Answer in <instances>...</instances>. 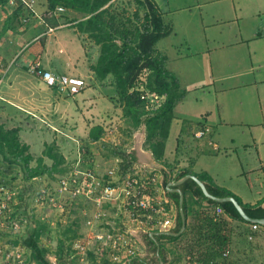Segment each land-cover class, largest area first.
I'll return each instance as SVG.
<instances>
[{"label": "crops", "instance_id": "obj_1", "mask_svg": "<svg viewBox=\"0 0 264 264\" xmlns=\"http://www.w3.org/2000/svg\"><path fill=\"white\" fill-rule=\"evenodd\" d=\"M37 1L39 4V0ZM41 2L44 6L41 7L46 11V0H41ZM222 8L225 16L218 13L216 15L218 17L217 21L236 23L237 33L225 35L221 41L216 37H207V41L212 40L213 44H217L214 49L208 45L209 51H216L217 53L221 51L220 57L217 59V65L226 70L221 75L225 84L219 90L216 99L218 112L216 116L211 114L212 112H208L205 122L197 124L196 122L190 123L192 121L187 117L181 118L178 116L176 110L179 105L176 106L175 118L167 142L166 155L162 162L157 161L153 152L145 148L146 124L141 125L136 130H130L129 125L125 123L119 129V125L126 121V118H123L122 108L117 106L111 99L113 96L116 97L115 91L103 93L104 88L109 86L106 85L108 83L96 81L98 85H94L93 98L88 99L87 97L82 101L84 113V120L82 118V150L85 151V154L82 153V167L90 168L97 175L105 176V178H109L107 177L109 175L118 177L119 173L124 171L121 169L122 158L111 152L108 153V148L104 143L106 142L105 134L98 141H90V131L95 126H102L105 131L107 127L103 123L104 121L114 123L113 127L121 131L120 146H123L122 148L128 153H134L137 157V161L124 172L144 168L157 174L159 182L157 192L168 202V209L173 215V226L170 231L176 232L181 217L180 202L177 204L173 198V194L178 193L175 189L180 188L183 190L185 202L188 203L186 211L187 227L193 222L195 210L199 208L207 210L210 207L207 201L193 197L188 189L184 190V184L174 186L178 181V175L187 170H190V174L196 176L201 173H208L217 185L232 191L244 203L257 205L263 202L262 206L264 207V0H249L247 3L234 2L233 5H223ZM38 10L40 13L42 12L39 8ZM1 18L3 19V17ZM33 21L34 29L29 32L32 39L26 40V44L19 42V44H22L21 46H24L21 50L22 59L19 61L22 64L24 62L28 67L31 62L41 59L43 67L56 74L83 77L82 75L71 74L72 69L74 71L79 69L78 64L80 62H75L74 56L68 54L66 43L63 41L64 35H54L51 39L36 40L45 26L38 19L31 20V22ZM166 23H169L168 19ZM59 24H63L62 20H59ZM15 34L19 37L22 36L19 31L13 30L8 31L6 36L8 38L13 36L12 38H14ZM79 35H82V40H86V38L88 40V46L85 44L86 52L90 53L89 50L92 49L93 60L87 58L90 61L85 63L88 64L89 78L97 80L91 66L98 62L101 51L100 46L90 39L88 34L79 32ZM55 36L56 38H54ZM157 48L160 53L168 57L167 67H169L168 50L162 49L159 45ZM209 60L212 61L210 56ZM174 62H178V59ZM169 70L177 76L180 84H182L177 75L178 73ZM36 78L39 81L37 85H46L38 77ZM86 81L88 82L87 79ZM109 84L112 85L111 82ZM106 101L111 102V106L107 105ZM92 116L99 120L95 122L86 119L92 118ZM199 126L211 127L210 137L204 140L195 139L194 131ZM174 129L177 130V142L176 146H171ZM210 141L217 143L219 149H215ZM99 146H103L102 151L99 150ZM82 206L83 232L85 231L84 221L89 217L85 214H93L94 209L92 210L89 204L86 206V203H83ZM89 222L90 219L88 224ZM124 222L123 215L117 209L110 208L109 216L95 227L97 229H110L111 225L120 227L123 226ZM232 222L235 228L232 249L238 256L236 260H239L240 264H264V225L260 226L258 230H254L252 224H245L237 220ZM246 229H250L255 236L253 238L250 236V239L246 240ZM1 231L0 229V234ZM133 231L139 247L138 257L144 264H198L192 261L191 256L184 253V247L178 242L189 241V239L182 237L176 241L161 240V235H158L156 241L151 233L160 231L150 230L147 232L137 227H134ZM187 231L186 228L184 233ZM2 240H4V234L0 235V241ZM133 259L134 257L127 264H130Z\"/></svg>", "mask_w": 264, "mask_h": 264}, {"label": "rangeland", "instance_id": "obj_2", "mask_svg": "<svg viewBox=\"0 0 264 264\" xmlns=\"http://www.w3.org/2000/svg\"><path fill=\"white\" fill-rule=\"evenodd\" d=\"M123 1V3L120 2L122 7H127L129 0ZM234 2L247 3L249 0H159L162 9L166 12V20H171L173 25L172 34L163 39L159 43V47L168 50L170 57L168 68L176 74L178 73L182 83L180 84L181 88L187 91V97L185 96L184 100L182 99L183 101L181 100L182 102L177 104L179 106L176 112L181 118L187 117L192 121L190 123L200 124L205 122L208 112H212L211 114L215 116L218 112L216 99L219 90L225 84L221 75L226 70L217 65L221 51L218 53L216 51L210 52L208 45L214 49L217 44H213L212 40L207 41V37H216L221 41L223 36L237 33L236 23L217 21L218 17H216L218 13L225 16L223 5H233ZM38 5H40L38 7L40 11L44 13L41 0H39ZM8 15V11L0 4V33L4 26L3 22ZM70 16L72 17L74 14H70ZM55 18H59L63 24H67L62 15ZM50 23L53 24V21L51 20ZM17 24H19L18 31L23 37L15 34L14 38H12L13 36L8 38L5 34L0 39V125L4 124L7 129L20 128V140L22 143L30 145V153L35 158L43 156L47 145L56 143L59 151L65 155L68 165H70L68 172L71 173L75 167L82 170V153L85 154V151L82 150V118L84 120L82 101L87 97L88 99L93 98L94 85H98L96 81H99L97 78L94 80L88 76L89 68L85 62L90 61L87 58L93 60L92 49L89 50L90 53L85 50L88 40L87 38L82 40V35H79L77 28L72 26L59 27L51 36L47 37L51 39L54 35H64L63 41L66 43L68 54L74 56L75 62H80L78 64L79 69L77 71L72 69L71 74L82 75L88 80V88L84 95L83 91L75 96H67L50 89L47 85H37L38 79L30 74L24 62L22 64L19 61L22 59L21 50L24 47L19 42L26 44L28 40L32 39L29 32L34 29V21L29 25H24L22 18H20ZM58 25L52 26L57 27ZM209 56L212 61L209 60ZM176 59L178 62L175 63L174 60ZM213 65H215L214 68ZM104 83H108L106 85L109 86L104 88L103 93L115 91V87L109 84L110 81ZM106 104L111 106L109 101H106ZM86 119L95 122L99 120L98 118L95 119V116ZM103 123L107 127L105 129L106 142L104 143L108 148V150L106 149L108 153H113L114 149L124 150L119 143L122 138L121 131L113 127L114 123L111 121H104ZM125 123L128 124L127 121L122 122L119 129ZM112 129L118 131L110 133L109 130ZM177 136V130L174 129L171 146H176ZM103 146H99V150ZM46 162L51 164L52 160L46 157ZM36 164L35 160L31 165L35 166ZM62 175L57 174L55 178L45 175L28 180L24 164L14 163V161H8L0 156V187L5 188L4 191L0 190V204L8 203L11 208L10 214L13 218H18L16 221L20 222V227L17 229H12L11 226L4 228L0 225L2 230L0 235L4 234L5 240L0 241V261L2 264H18L17 261L7 262L6 256L9 253H13V256L20 253L24 259L23 264H36L31 258V251L23 247L21 243L14 244V242L23 241L28 236L30 228L35 227L39 222L46 225L41 237L42 245L49 247L54 252L62 235V229L75 223V221H78L80 225L81 237L78 239L81 240L82 237L93 235L99 230L95 225L103 222L109 216L110 208L117 209L123 215L118 205L105 203L104 206H99L94 201L82 199V196L77 200L61 199L60 202L64 204L65 211L53 208L54 206L47 202L44 204L37 203L38 196L43 191L56 189L58 179ZM22 195L23 197H21ZM9 196H11L10 200L8 199ZM83 203H86V206L89 204L94 211L93 214H85L89 217L84 221L85 231L82 232ZM21 204L23 207L19 210L18 216L15 217L13 213ZM99 210H103L105 213L102 219L96 218ZM89 219L92 224H88ZM77 254L81 264H89L88 255L84 261L82 253ZM98 257L102 258L99 255ZM48 258L52 264H59L53 253L48 255Z\"/></svg>", "mask_w": 264, "mask_h": 264}, {"label": "trees", "instance_id": "obj_3", "mask_svg": "<svg viewBox=\"0 0 264 264\" xmlns=\"http://www.w3.org/2000/svg\"><path fill=\"white\" fill-rule=\"evenodd\" d=\"M120 2L124 1L46 0L47 9L44 12L48 15V11L64 7L66 12L62 16L67 25L77 28L82 34H88L89 38L100 46V57L97 64L91 66L92 71L99 81L103 83L110 81L111 86L115 87L116 97L113 96L112 100L122 108L130 130H136L146 124L145 148L153 152L157 161L162 162L166 155L176 106L187 95V91L181 88L177 76L168 69V57L157 48L163 39L172 34L173 25L171 21L166 23V12L160 7L158 0H129L128 6L124 8ZM0 4L9 13L0 33L2 39L8 31L19 30L17 22L27 15V11L21 2L14 7L8 5V0H0ZM134 5L136 7H133ZM70 14L74 16L71 17ZM48 17L49 15L45 18L48 24H59V18ZM51 20L53 24L50 23ZM145 93L158 96L159 103L152 102L150 98H143ZM20 132V128L7 129L4 124L0 125L1 157L24 164L28 180L45 175L55 178L57 174L68 173L70 165L56 143L47 145L43 156L35 158L30 153V145L21 142ZM104 134L102 126H95L90 131V141H98ZM112 152L122 158L121 169L124 171L137 161L134 153L115 149ZM46 157L52 160L51 164L46 162ZM35 160L37 164L32 166ZM190 173V170L184 171L177 179L180 180ZM198 177L207 184L213 195L233 196L250 217L264 218L263 202L257 205L246 204L232 191L217 185L208 173H201ZM183 188L190 190L193 197L207 201L211 208L195 210L193 222L183 235L179 237L161 235L160 239L170 241L180 240L182 237L189 239L178 242L184 247V253L198 264H240L239 260H236L237 254L232 249L235 234L232 221L252 225L253 223L246 221L232 202L217 203L207 198L193 179L187 180ZM173 198L179 204L180 195L173 194ZM22 207V204L19 205L13 215L17 216ZM217 207L223 209V214L219 215L216 212ZM185 209L186 211L188 209L187 201ZM181 227L180 217L176 232ZM45 229L46 225L39 222L30 228L28 236L23 241H15L14 244L21 243L23 247L29 249L36 264H52L48 258L51 253L56 256L59 264H81L78 251L74 249L75 240L81 237L78 221L62 229L54 252L42 245L41 237ZM245 235L246 240L250 239V236L252 238L255 236L250 229H246ZM228 251L230 255L225 257ZM88 256L89 264H112L109 257L99 258L96 252L89 251ZM130 264L144 263L136 256Z\"/></svg>", "mask_w": 264, "mask_h": 264}, {"label": "built area", "instance_id": "obj_4", "mask_svg": "<svg viewBox=\"0 0 264 264\" xmlns=\"http://www.w3.org/2000/svg\"><path fill=\"white\" fill-rule=\"evenodd\" d=\"M21 2L27 15L22 17L24 25H29L31 20L38 19L44 24V31L36 40H41L51 36L59 27H66L67 24H59L54 27L46 21V17H58L66 12L64 7H58L55 11L40 13L37 0H8L10 7L17 6ZM29 72L38 77L49 88L56 90L67 96H75L88 88V82L85 78L70 74H56L53 71L43 67L41 59H37L28 65ZM150 98L152 102L159 103L156 95L145 93L143 98ZM117 129L109 130L110 133H116ZM212 128L209 126H199L194 131V138L204 140L210 137ZM215 149H219L217 143L210 141ZM113 174V172H112ZM118 177H101L90 168L77 167L71 170V173H65L58 179L57 187L54 191H43L37 199V203H50L53 208H59L65 211V206L61 199L77 200L82 199L94 201L99 206L105 203L118 205L123 213L125 220L123 226L111 225L110 229H99L93 235H86L82 239H77L74 243V249L82 253L83 260L89 254V251L96 252L99 256L109 257L112 264H127L133 257L138 256L139 247L135 238L133 228H141L145 231H170L173 226V215L168 209L167 201L158 194V177L154 171H147L144 168H137L131 172H121ZM117 179V180H115ZM4 187H0L4 191ZM11 199V196L8 197ZM11 208L8 203L0 204V225L4 228L17 229L20 227L18 218H13L10 214ZM216 212L221 215L223 209L216 208ZM105 213L99 210L96 218L102 219ZM18 216V215H17ZM16 217V216H15ZM11 220V221H9ZM11 223V224H10ZM92 224V221L89 222ZM127 224V225H126ZM254 230L260 228L259 223H253ZM94 240V241H93ZM96 242V243H94ZM9 253L6 256L7 262L17 261L23 264L24 259L20 253L13 256ZM230 252L225 253L229 257ZM0 264L2 262L0 261ZM4 264V263H3Z\"/></svg>", "mask_w": 264, "mask_h": 264}, {"label": "water", "instance_id": "obj_5", "mask_svg": "<svg viewBox=\"0 0 264 264\" xmlns=\"http://www.w3.org/2000/svg\"><path fill=\"white\" fill-rule=\"evenodd\" d=\"M189 179H193L194 181H196V183L201 187L204 195L217 202V203H226V202H232L235 207L237 208V210L239 211V213L241 214V216L248 222L251 223H259L261 225H264V218L263 219H258V218H252L250 217L247 212L245 211L244 207L240 204V202L233 196H227V197H218L213 195L208 187L207 184L202 181L198 176L193 175V174H187L186 176H184L183 178H181L180 180H178L174 186H181L182 184H184L187 180ZM179 194H180V213H181V218H182V227L180 229V231L175 232V231H164V232H152L151 236L156 240V236L158 235H167V236H174V237H178L181 234L184 233V231L187 228V214H186V210H185V194L183 192L182 189L177 188L175 189ZM157 241V240H156Z\"/></svg>", "mask_w": 264, "mask_h": 264}]
</instances>
